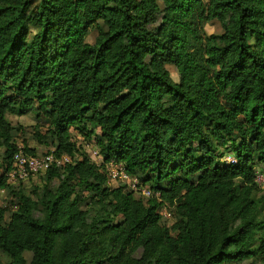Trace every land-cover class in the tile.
<instances>
[{
    "label": "trees",
    "instance_id": "obj_1",
    "mask_svg": "<svg viewBox=\"0 0 264 264\" xmlns=\"http://www.w3.org/2000/svg\"><path fill=\"white\" fill-rule=\"evenodd\" d=\"M32 111L71 160L28 193L7 115ZM261 165L264 0H0V264H264Z\"/></svg>",
    "mask_w": 264,
    "mask_h": 264
},
{
    "label": "built area",
    "instance_id": "obj_2",
    "mask_svg": "<svg viewBox=\"0 0 264 264\" xmlns=\"http://www.w3.org/2000/svg\"><path fill=\"white\" fill-rule=\"evenodd\" d=\"M89 156L96 162L98 167L103 168L107 173L109 186H112L114 182H120L126 184L136 194L144 197H152V191L147 187L141 186L139 179L131 176L123 163L115 159L106 161L97 147H94L93 151L89 152ZM70 160L69 156H57L54 152L34 156L27 154L25 150L19 148L18 152L15 153L14 168L8 174V179L11 185L19 186L31 177L42 175L52 165L62 166L70 162ZM224 161L229 165L238 163V159L233 155L227 156ZM256 183L264 190V173L257 172ZM163 216L167 219L171 218V215L167 213L166 209L164 210Z\"/></svg>",
    "mask_w": 264,
    "mask_h": 264
},
{
    "label": "rangeland",
    "instance_id": "obj_3",
    "mask_svg": "<svg viewBox=\"0 0 264 264\" xmlns=\"http://www.w3.org/2000/svg\"><path fill=\"white\" fill-rule=\"evenodd\" d=\"M207 34H217L221 33L222 27L221 24L217 21H214L210 24H208L205 28ZM97 32L93 31L89 37L88 42L94 43L96 38ZM169 71L171 72V76L174 79V81H178V75L176 73V70L173 67H168ZM7 118L11 121V123L17 127V130L15 131V137H16V143L20 146L21 149H32L34 150L37 155H42L51 149L52 146L49 145L50 142L44 143L43 140L39 139L38 133L40 135H43L45 132L46 127L48 126L45 119L38 118L35 111L29 112L28 114L24 116H15V115H7ZM92 127H89V130H92ZM98 135L101 133L100 129L96 130ZM76 139L78 143L84 148V150L89 154L90 151H93L94 147L96 145L93 142H90L86 140L85 138H81L79 135L76 136ZM220 151H224L227 153L224 148H221ZM230 153V152H228ZM259 171H262L264 173V165L258 166ZM32 180H28L24 185V189H26V192L32 191L34 186L40 187L43 184V179L40 176L32 177ZM120 182H114L113 185H117ZM148 188V187H147ZM150 189V188H149ZM151 190V189H150ZM137 197H142L139 194H136ZM144 197V196H143ZM10 196L6 192L0 193V207L7 205V203L10 201ZM150 198V197H147ZM163 209V213H164ZM167 213L171 215V212L166 209ZM172 216V215H171ZM165 223L171 224V218L167 219L166 217H163ZM243 264H251L250 262H245Z\"/></svg>",
    "mask_w": 264,
    "mask_h": 264
}]
</instances>
